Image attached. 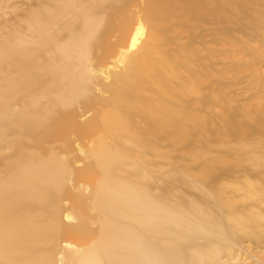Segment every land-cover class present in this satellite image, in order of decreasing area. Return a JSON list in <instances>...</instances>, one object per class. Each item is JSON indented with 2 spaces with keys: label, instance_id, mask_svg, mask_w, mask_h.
I'll use <instances>...</instances> for the list:
<instances>
[{
  "label": "bare ground",
  "instance_id": "bare-ground-1",
  "mask_svg": "<svg viewBox=\"0 0 264 264\" xmlns=\"http://www.w3.org/2000/svg\"><path fill=\"white\" fill-rule=\"evenodd\" d=\"M1 1L6 3L9 0ZM81 1L82 8L79 6ZM87 1L47 0L43 7H31L19 18L18 31L0 40V75L2 73L8 84L17 83L19 87L15 88L13 98H9L13 90L6 92L7 98L1 103L11 101L15 105L14 111L20 107L26 109L47 94L66 95L63 82L73 75H81L78 82L83 81L84 97L94 88L93 97L99 99V105L114 106L103 113L105 138L97 149L91 151L101 175L112 178L110 185L104 186L97 202L86 198L85 215L79 212L78 216L74 215L71 210L63 214L64 220L73 222V225L83 221L95 232L98 244L92 249L61 248L56 224L61 221L57 212H67L63 185L67 177L73 186V174L63 165L69 168L71 163L78 164L70 152L71 146L75 145L83 154L82 137L79 138L70 128L71 122L61 128L43 126L38 131L40 120L19 112L13 124L17 133L23 136L22 140L17 139L14 130L0 126V263L187 264L189 258L186 254H197L192 264H199L206 260L210 262L221 253H231L238 247L245 251L242 247L244 241H259L260 227H264V124L258 122L259 150L255 152L263 160L258 166L259 188L236 190L234 193L244 192L231 202L222 199L217 192L209 205L202 202L190 209L168 207L164 186L167 174L163 170L167 144L182 137L184 124L198 123L195 113L198 102L193 101L191 106L184 108L186 113L170 107L171 101L178 106L181 96L164 78L166 73L170 74L169 63L177 59L169 56L170 40L164 23L171 17H180V27L183 28L189 19L186 15H193L192 27L195 29L202 17L213 18L222 26L224 35L227 25L236 20L234 16L231 18L232 4L227 0H190L188 4H184L186 0H164V4L156 8L153 0H146L145 16L132 35L128 51L120 54L114 67L115 70H127L128 86L111 96L109 91L100 87L108 88L114 81L110 70L100 71L102 78L94 75L100 81L98 84L89 75L93 70L87 53H83L82 58L74 51L83 25L95 10L84 6ZM252 2L245 0L244 4ZM12 8L5 6L6 10ZM73 8L82 9L84 22L80 26H72L76 16L66 18ZM256 17L263 21L261 14ZM145 19L152 26L147 34V45L142 47L141 42H137L147 33ZM56 26L57 31L51 32ZM86 39H83V50L89 45ZM195 62L197 64V58ZM202 73L203 70H197L200 88L207 84L201 80ZM208 95L210 102L219 106L225 100L218 88ZM4 108L8 109V106ZM5 113L0 116L5 117ZM263 116L264 111L259 120ZM240 136V139L245 138L244 134ZM8 137L13 141H7ZM24 145L30 148L46 145L50 152L57 150V160L62 162L58 163L60 167L57 164L52 168L49 162L41 165L39 160L24 154ZM224 147L231 158L224 166L251 164L254 160L243 146ZM69 155L71 159H68ZM214 161L211 158L206 160L200 167V174L192 180L201 188L202 197L211 192L203 184L217 172ZM185 187L194 190L192 185ZM75 192L88 193V189L78 186ZM77 203L78 207L82 205L79 200ZM71 206L74 207L75 202H71ZM53 232L56 233L54 237ZM194 248L197 252L190 253ZM158 254H168V259L160 258ZM191 258L193 260V256Z\"/></svg>",
  "mask_w": 264,
  "mask_h": 264
},
{
  "label": "rangeland",
  "instance_id": "rangeland-1",
  "mask_svg": "<svg viewBox=\"0 0 264 264\" xmlns=\"http://www.w3.org/2000/svg\"><path fill=\"white\" fill-rule=\"evenodd\" d=\"M189 1L186 0L184 4H188ZM235 1H226L232 4L234 10H232L231 18L234 16L236 20L227 25L224 35L221 31L222 26L218 21L212 20L213 18L202 17V22H198L195 29L192 27L193 15H186L189 19L183 28L180 27V17H171L164 23L168 31L167 37L170 40L169 56L179 60L176 59L173 63H169L170 74L166 73L164 77L181 96L178 106L171 101L170 107L186 113L184 108L191 106L193 101L198 102L195 108L198 123L184 124L182 137L173 144L171 141L166 146L163 170L167 174L164 186L167 189L166 205L168 207L190 209L202 202L209 205L217 192L223 196L222 199L231 202L238 194L244 192L241 190L234 193V191L241 188L245 190L259 188L261 182L258 166L263 160H260L255 152L259 150L258 122L264 124V116L259 120L264 111V0H253L250 4H244L245 0ZM46 3L47 0H9L6 3L0 0V40L18 31L19 18L25 11L34 6L43 7ZM163 4L164 0H153V6L156 8ZM7 5L13 8L6 10ZM79 6L83 7L82 1ZM84 6L95 10L83 25V31L79 30L82 32L77 38L78 44L74 51H77L78 56L82 58L83 53H87V57L92 61L91 69L93 70L89 75L98 84L100 81L96 80L94 75L102 78L100 71L104 72L106 68L110 70L114 81L108 88L101 85L100 87L109 91L112 96L113 93L123 91L128 86L127 70L121 68L115 70L114 67L117 65L120 54L128 51L132 35L138 29L140 19L143 15L145 16L146 0H88ZM81 8H73L66 16L67 20L76 16L72 26H80L84 22ZM257 14L263 17L262 22L258 21ZM144 25L147 33L145 36L143 34L137 42V44L141 42L142 47L147 45V34L152 23L145 19ZM144 25H141L143 33H145ZM57 27H52L51 32H56ZM171 29L175 30L171 32ZM86 38H88L89 45H86L87 48L83 50V39ZM152 57L155 56L152 55ZM197 70H203L200 77L203 82H207L202 88L199 87ZM78 76L81 75H73L68 81L63 82L62 86L67 88L66 95L57 96L53 92L47 94L45 98H38L36 105L29 104L26 109H21L19 105L20 108H15L16 111H14L15 105L11 101L6 104L1 102L7 98L6 92L11 90L13 91L9 98L14 97L13 92L15 88H19L18 84H8L1 73L0 114L5 112L8 114L5 113V117L0 116V126H5L17 133L13 120L19 116L17 115L19 112L28 117L36 116L40 120L38 131L43 126L61 128L71 122L70 128L75 130L79 138L82 137L80 146L83 154H80L78 148L72 145L70 153L78 164L71 163L69 168L63 165L67 172L73 174L71 176L73 186L67 177L63 184L66 188L67 212H57L61 220L56 222L59 229L58 237L61 240V248L73 246L92 249L98 244V239L94 236L95 232L83 224V221H79V225L66 222L64 215L70 210L74 215L78 216L79 213L82 216L85 215L87 212L86 198L97 202L104 186L110 185L112 178H104L101 175L102 171L96 166V158L91 151L97 149L99 142L105 138L103 113L110 111L114 106L99 105V99L93 97L94 88L84 97L82 95L83 81L78 82L80 80ZM70 88H75V90ZM217 88L225 97L220 106L208 99L211 90ZM191 89H194L193 93ZM7 106L8 109H5L4 107L7 108ZM80 110L82 114L84 113L83 116ZM224 110L227 112L225 113ZM241 134H244V139H240ZM17 139L22 140L23 136L17 133ZM7 141H13V138L8 137ZM93 143L94 146H91ZM224 145L239 148L243 146L250 151L249 154L254 160L251 164L224 166L231 161ZM22 148L24 154L39 160L41 165L49 162L54 168L58 163H62L57 160V150L50 152L46 145L39 148L24 145ZM71 157L69 155L68 159ZM210 158L215 160L213 165L217 167V172L203 184L204 188L211 192L202 197L201 188L192 180L200 174L201 165ZM185 185H192L194 190L190 191ZM78 186H83V189L87 187L89 195L84 192H75ZM77 200L82 204L80 207H78ZM71 202H75L74 207L71 206ZM260 229L259 241L253 243L248 240L244 241L242 247L245 251L238 247L231 253H221L219 257H213L210 262L206 260L199 264H264V227ZM52 235L54 237L56 233L53 232ZM198 250L200 251L201 248ZM192 252H197V248L191 249L190 253ZM186 255L189 258L187 264L195 262L194 257L197 254ZM157 256L168 259V254Z\"/></svg>",
  "mask_w": 264,
  "mask_h": 264
}]
</instances>
